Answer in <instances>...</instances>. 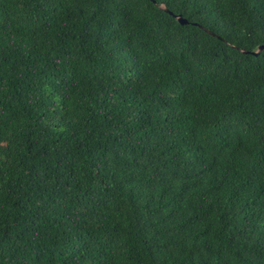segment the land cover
I'll return each instance as SVG.
<instances>
[{"label": "trees", "instance_id": "trees-1", "mask_svg": "<svg viewBox=\"0 0 264 264\" xmlns=\"http://www.w3.org/2000/svg\"><path fill=\"white\" fill-rule=\"evenodd\" d=\"M259 45L264 0H0V264H264Z\"/></svg>", "mask_w": 264, "mask_h": 264}, {"label": "water", "instance_id": "water-1", "mask_svg": "<svg viewBox=\"0 0 264 264\" xmlns=\"http://www.w3.org/2000/svg\"><path fill=\"white\" fill-rule=\"evenodd\" d=\"M176 18H177V20H178L179 22H181V23L186 22V20L183 19L180 15H176ZM262 49H264V45H259V46L257 47V49H256L253 53L256 54L258 51H260V50H262Z\"/></svg>", "mask_w": 264, "mask_h": 264}]
</instances>
